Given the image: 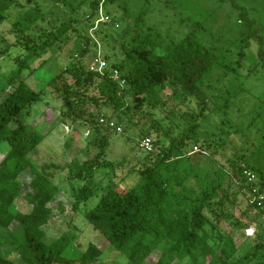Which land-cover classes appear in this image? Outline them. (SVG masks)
<instances>
[{"label": "trees", "instance_id": "16d2710c", "mask_svg": "<svg viewBox=\"0 0 264 264\" xmlns=\"http://www.w3.org/2000/svg\"><path fill=\"white\" fill-rule=\"evenodd\" d=\"M115 1L93 0L88 3V0H82L68 5L63 0H44L54 8L63 4L71 9L69 17L57 21L54 11H42L37 0H24L23 4L19 0H0V26L5 23L11 8L21 9L10 31L21 43L7 41L0 54L5 56L18 44L22 49V53L15 57L18 72L40 50L58 51L74 38L76 55L71 54L67 66L59 69L53 79L44 85L62 98L68 107L60 122L70 118L69 115H76L91 126L99 127L98 117L104 114V110L109 112L112 108L118 122H122L123 116L130 123L131 114L141 113L145 102L164 90L167 84L178 85L197 103L198 113L181 114L188 127L172 137L167 147L158 149L153 142L155 151L145 153L147 157L142 161L141 168L136 169L135 184L123 192L110 187L99 196L95 206L84 210L83 218L98 239L121 253L128 264H251L264 254V239H260L264 233V201L258 202L257 199L264 192V173L249 166V156L229 161L239 190H247L253 198L241 214L245 221H239L226 213L227 205H235L237 196L231 191L234 181L229 173L218 175L217 180L211 178L213 174L199 176L197 161L185 150L189 142L199 143L196 133L207 114L213 111L208 108L209 96L201 81L217 64L215 55L197 39L193 30L179 42L168 45L162 53L157 52L160 44L155 37L147 34L138 43L122 49L121 53H113L119 56L110 70L104 68L102 73L91 71L82 60L90 53L89 44L95 45V42L84 34L79 27L82 20L73 14L88 3L87 20H90L100 6L105 9L107 3ZM218 1L224 3L226 0ZM238 10L239 22L251 29L253 21L244 9ZM252 34L256 36L257 32L250 30L249 36ZM0 42H4L2 35ZM95 54H92L93 57ZM108 58L110 56L105 55V61ZM64 72L68 73L78 89L84 90L85 83L88 86L91 84L97 94L86 98L76 92L79 103L74 104V100L66 97L71 86L63 78ZM114 72H117L118 79H114ZM29 78L21 79L20 75L12 74L4 85L0 83V152H3L0 160V234L11 249L12 256L9 253L0 255V264H89L97 261L103 253V247L97 243L91 242L84 251L69 257L67 253L74 247L68 235L63 234L50 244L43 240V226L63 214L65 207L61 202L51 206L58 192L52 174L47 172L53 166L40 168L31 161L32 154L45 135L53 131V126H40L22 120V115L39 103L43 94V88L35 87L28 82ZM7 89L10 91L7 92ZM89 100L94 101L92 105L98 110L94 116L82 109V103ZM223 104V108L227 106V103ZM76 119L71 121L75 123ZM148 133L149 130H146L142 135L146 138ZM104 142L105 146L99 144L101 153L107 150V138L103 139ZM101 153L82 163L73 158L67 165L73 179L83 182L74 190L71 209L75 213L79 212L81 203L90 200L99 189L94 179ZM26 170L31 173L27 184L29 192L21 196L19 176ZM244 170L252 172L257 183H248L243 176ZM224 176L229 177L227 182ZM192 179L199 188L197 193L188 187ZM253 189L257 191L254 193ZM20 197L31 206L29 212L20 213L15 209L14 203ZM250 212L255 213L248 216ZM251 227H254L257 242L252 252L236 258L245 246L247 237L244 231ZM154 254L158 255L155 262L152 259Z\"/></svg>", "mask_w": 264, "mask_h": 264}, {"label": "rangeland", "instance_id": "374dc122", "mask_svg": "<svg viewBox=\"0 0 264 264\" xmlns=\"http://www.w3.org/2000/svg\"><path fill=\"white\" fill-rule=\"evenodd\" d=\"M63 1L75 5L82 0ZM91 1L88 0V3ZM19 2L23 4L24 0ZM37 2L42 11H54L57 21H64L72 13L63 4L54 8L44 0ZM88 3H84L81 10L73 15L82 20L79 27L95 42V45L89 44L90 53L82 60L89 69L93 61L100 58L105 64L104 68L110 70L113 61L118 60L119 55L114 54L121 53L122 49H127L134 42L138 43L147 34L155 37L160 44L157 52L162 53L171 43H177L189 31H195L197 39L215 55L217 64L201 81L202 88L209 96L208 108L213 111L207 114L196 133L199 143L195 145L189 142L185 150L197 161L201 177L213 174L211 178L217 180L218 175L229 173L230 179H233L229 161H235L239 156H249V166L259 168L264 173V0H226L224 3L218 0H116L113 4L107 3L105 9L100 6L98 13L90 20H87ZM239 8L244 9L253 21L251 29L239 22ZM19 14L21 9L11 8L5 23L0 26V35L4 38V42H0V54L7 41L20 42L10 33ZM250 30H255L261 40L253 34L249 36ZM105 34L107 37L104 38ZM17 45L5 56L0 55V83L4 85L10 75L18 74L21 79L30 76L28 82L43 88L41 101L31 106L22 115V120L40 126H53V131L45 135L32 154L31 161L40 168L53 166L47 172L52 174L58 192L51 206L61 202L65 207L63 214L43 226L44 242L50 244L66 234L74 247L67 253L69 257L76 256L89 243L95 242L103 247V253L97 261L89 264H128L121 253L98 239L96 232L83 218V212L95 206L99 196L110 187L123 192L133 186L137 181L136 169L141 168L142 161L147 157L139 148L140 140L145 138L142 134L149 130L147 137L155 142L158 149L167 147L172 137L188 127L181 114L199 112L196 101L178 85L167 84L164 90L145 102L141 113L131 114L130 123L123 116L122 122H118L112 108L109 112L104 110V116L98 117V122L104 121L98 123L100 128L91 126L76 115H69L71 119L64 118L65 121L60 122L68 107L62 98L44 85L53 79L59 69L67 66L71 54L76 55L74 38L58 51L40 50L20 72L15 57L22 53V49ZM105 55L110 56L107 61ZM63 78L71 86L66 97L74 100V104L79 103L76 92L86 98L97 94L91 84L88 86L85 83L84 90L78 89L67 72H64ZM93 102L84 101L82 109L94 116L98 110L92 105ZM223 103H227L224 108ZM73 118H77L75 123L71 121ZM110 123L113 127H110ZM117 127L119 131L115 129ZM104 138H107L108 145L107 150L101 153L99 144L105 146ZM99 153L94 179L99 189L90 200L82 202L79 212L75 213L71 209L74 190L83 182L73 179L67 165L73 158L82 163ZM2 157L3 152H0V160ZM30 179L29 170L19 176L21 196L29 192L27 184ZM228 179L224 176L225 182ZM233 181L231 191L237 193L236 204L227 205L226 213L241 221L245 218L242 212L253 198L247 190H239L235 178ZM188 187L196 193L199 190L193 179L188 182ZM14 207L20 213H27L31 209L22 197L15 201ZM254 213L250 212L248 216ZM259 232L262 230L259 229ZM244 234L247 237L245 246L236 254V258L252 252L257 242L254 227L244 231ZM260 239H264V233ZM4 253L12 257L11 249L0 234V255ZM157 258L158 255L154 254L153 262ZM251 264H264V254H260Z\"/></svg>", "mask_w": 264, "mask_h": 264}, {"label": "built area", "instance_id": "2783aa9c", "mask_svg": "<svg viewBox=\"0 0 264 264\" xmlns=\"http://www.w3.org/2000/svg\"><path fill=\"white\" fill-rule=\"evenodd\" d=\"M105 67V64L104 62L100 59V58H96L94 61H93V64L91 65L90 67V70L91 71H96L98 73H102L103 69ZM113 77L114 79H118V74L117 72H114L113 73ZM122 83V82H121ZM101 123H104L103 120L100 121ZM110 127H113V124L110 123L109 124ZM117 131H119V127L115 128ZM139 148L144 152V153H151V152H154V147H153V142L150 138L146 137V138H143L140 140L139 142ZM243 176L246 178L247 182L250 183V184H255L257 183V178L256 176L248 171V170H244L243 171ZM254 193L257 191L256 189H253L252 190ZM258 202H263L264 201V192L262 194H259L258 197ZM260 204V203H259Z\"/></svg>", "mask_w": 264, "mask_h": 264}]
</instances>
